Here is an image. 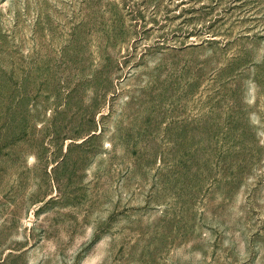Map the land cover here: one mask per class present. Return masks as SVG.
<instances>
[{
	"label": "rangeland",
	"instance_id": "rangeland-1",
	"mask_svg": "<svg viewBox=\"0 0 264 264\" xmlns=\"http://www.w3.org/2000/svg\"><path fill=\"white\" fill-rule=\"evenodd\" d=\"M0 264H264V0H0Z\"/></svg>",
	"mask_w": 264,
	"mask_h": 264
}]
</instances>
